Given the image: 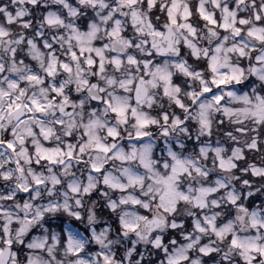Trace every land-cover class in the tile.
Listing matches in <instances>:
<instances>
[{"label": "snow or ice", "instance_id": "snow-or-ice-1", "mask_svg": "<svg viewBox=\"0 0 264 264\" xmlns=\"http://www.w3.org/2000/svg\"><path fill=\"white\" fill-rule=\"evenodd\" d=\"M0 264H264V0H0Z\"/></svg>", "mask_w": 264, "mask_h": 264}]
</instances>
